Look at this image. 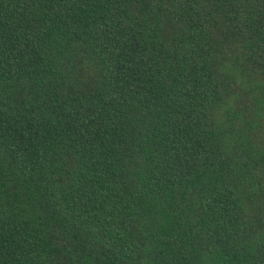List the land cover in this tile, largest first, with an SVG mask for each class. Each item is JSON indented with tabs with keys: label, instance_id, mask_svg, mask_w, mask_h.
Instances as JSON below:
<instances>
[{
	"label": "trees",
	"instance_id": "1",
	"mask_svg": "<svg viewBox=\"0 0 264 264\" xmlns=\"http://www.w3.org/2000/svg\"><path fill=\"white\" fill-rule=\"evenodd\" d=\"M0 264H264V0H0Z\"/></svg>",
	"mask_w": 264,
	"mask_h": 264
}]
</instances>
